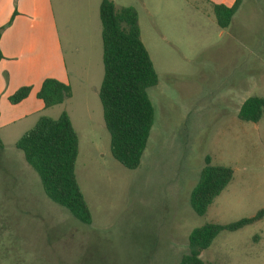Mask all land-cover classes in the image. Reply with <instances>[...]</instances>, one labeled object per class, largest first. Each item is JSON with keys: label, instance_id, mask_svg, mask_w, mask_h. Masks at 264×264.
Instances as JSON below:
<instances>
[{"label": "rangeland", "instance_id": "obj_1", "mask_svg": "<svg viewBox=\"0 0 264 264\" xmlns=\"http://www.w3.org/2000/svg\"><path fill=\"white\" fill-rule=\"evenodd\" d=\"M132 3L158 79L148 90L154 123L139 166L128 170L111 157L109 134L84 92L46 109L56 119L91 108L78 129L75 164L91 213L85 225L48 200L15 148L40 114L0 126V264H178L193 229L264 208V110L256 123L237 117L247 98L264 99V0H239L226 29L209 0ZM207 156L233 176L199 217L190 195ZM200 258L264 264V217L220 232Z\"/></svg>", "mask_w": 264, "mask_h": 264}, {"label": "trees", "instance_id": "obj_2", "mask_svg": "<svg viewBox=\"0 0 264 264\" xmlns=\"http://www.w3.org/2000/svg\"><path fill=\"white\" fill-rule=\"evenodd\" d=\"M238 4L239 0L232 7L212 6L220 29L229 26ZM99 19L103 77L98 98L109 134V151L123 168L134 170L141 162L153 127L154 108L148 90L156 86L158 79L140 39L135 9L116 7L110 0H101ZM30 91V87H21L8 98V102L16 105L26 99ZM70 96L68 85L50 78L42 82L36 94L45 108L60 105ZM263 110V98L249 97L240 106L237 117L241 121L256 123ZM15 148L22 152L26 164L38 175L48 200L65 209L80 223L89 225L90 209L75 177L78 136L68 115L63 112L56 119L40 117L15 142ZM232 176L230 168L212 166L210 158L205 157L204 167L190 195L191 209L196 216L206 213L213 200L231 182ZM263 217L264 208L249 219L227 225L205 224L193 229L188 236L187 252L178 264H204L200 253L220 232H235Z\"/></svg>", "mask_w": 264, "mask_h": 264}, {"label": "crops", "instance_id": "obj_3", "mask_svg": "<svg viewBox=\"0 0 264 264\" xmlns=\"http://www.w3.org/2000/svg\"><path fill=\"white\" fill-rule=\"evenodd\" d=\"M110 1L116 7L134 8L132 0ZM209 1L232 7L237 0ZM100 2L0 0V126L30 119L35 114H40L37 120L49 117L36 94L42 82L50 78L70 87V99L74 90L84 92L96 125L105 127L98 98L103 77ZM21 87H30V94L20 103L10 104L8 98ZM92 112L90 107L78 115L64 111L77 136L78 129L87 126L83 119H89Z\"/></svg>", "mask_w": 264, "mask_h": 264}]
</instances>
